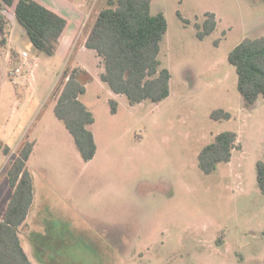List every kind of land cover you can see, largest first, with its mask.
Returning <instances> with one entry per match:
<instances>
[{
  "label": "rangeland",
  "instance_id": "obj_1",
  "mask_svg": "<svg viewBox=\"0 0 264 264\" xmlns=\"http://www.w3.org/2000/svg\"><path fill=\"white\" fill-rule=\"evenodd\" d=\"M43 1L68 14L85 12L83 32L108 4ZM4 11L14 20L13 8ZM152 13H164L168 23L160 60L171 72L170 96L159 104L131 106L98 79L88 82L81 101L94 116L89 128L97 148L89 163L65 135L41 134L30 168L35 189L53 194L35 198L20 230L33 264H264V194L257 182V163L264 159V98L245 105L228 60L242 41L264 36V2L153 0ZM207 13L215 14L217 26L199 39L195 24L202 26ZM17 29L13 47L27 50L37 65L33 78H12L14 59L9 63L0 52V127L14 111L9 96L36 95L29 121L21 124L29 125L26 137L33 141L49 116L57 120L53 94L62 53H37L23 27ZM79 56L97 69L95 54ZM66 61L71 65L68 56ZM23 80L27 88L19 86ZM112 98L118 102L115 114ZM219 109L231 119H212ZM228 131L238 134L242 149L233 151L230 163L203 173L201 151ZM9 144L0 132V217L12 193L11 158L3 151ZM40 157L47 158L43 165L36 163Z\"/></svg>",
  "mask_w": 264,
  "mask_h": 264
},
{
  "label": "trees",
  "instance_id": "obj_2",
  "mask_svg": "<svg viewBox=\"0 0 264 264\" xmlns=\"http://www.w3.org/2000/svg\"><path fill=\"white\" fill-rule=\"evenodd\" d=\"M152 3L153 0H108L85 44L88 50L95 52L103 69L99 80L114 95L126 97L131 106L146 101L159 104L171 93V72L160 60L168 23L164 13H152ZM0 7L14 9L17 24L23 27L37 53L57 54L67 27L66 19L35 0H0ZM179 17L186 25L191 24ZM216 26L215 14L207 13L202 26L195 24L198 38L204 39ZM10 29V20L0 8V50L8 45ZM16 57L13 51V67L19 64ZM228 60L236 68L238 90L245 105L253 106L260 97L264 98V36L245 39L229 54ZM60 78L53 94L55 115L73 136L84 162L89 163L97 149L89 128L95 119L81 97L92 78L85 70L71 67L65 68ZM109 104L112 113H117L118 102L112 98ZM211 117L221 121L231 119L232 115L219 109L212 112ZM33 149L34 143L23 142L17 157L10 162L8 181L13 193L0 217V264H33L20 239V230L26 227L34 200L33 179L27 165ZM241 149L237 133H221L201 151L199 168L211 174L221 163H230L233 151ZM3 151L6 155L10 153L8 147ZM257 182L264 194V159L257 163Z\"/></svg>",
  "mask_w": 264,
  "mask_h": 264
},
{
  "label": "crops",
  "instance_id": "obj_3",
  "mask_svg": "<svg viewBox=\"0 0 264 264\" xmlns=\"http://www.w3.org/2000/svg\"><path fill=\"white\" fill-rule=\"evenodd\" d=\"M35 1L42 4L43 6L47 7L48 9L52 10L53 12L57 13L59 16H61L67 20V27H66L65 31L63 32V34L60 38L59 49H58L57 54H56V55H59L60 53H62V56H61V59H62L61 60V63H62L61 73L58 74L57 83L59 81V78H60L62 72L67 67H71L73 69L79 68V69L85 70L91 76L92 80H97V79L99 80V74L103 72V69L101 67H99V59L96 57L97 69L96 68L93 69V67H91L90 65L85 64L83 59L79 56V54L80 55L83 54V56L88 55L89 53L95 54L94 51L88 50L85 46L86 41H87V39L90 35V32L92 30V29H89L88 31L83 32V28L86 25L85 24L86 20L89 19L86 16V13L85 12L84 13L73 12L71 14H68L67 10L64 11L63 9H59L55 5L54 6H51L49 4L47 5V3H45V1H43V0H35ZM0 8L4 9L3 7H0ZM4 10L2 12L5 13ZM10 23H11V29H10L9 39H8V45L6 48L0 50V52L6 53L5 60L9 63L12 62V52L13 51L16 52L17 54L21 51H27L23 48H18L16 45H15V48L13 47L14 44H16L15 38H16L17 33H18V29H17L18 24L15 20V17H14V20H12V21L10 20ZM67 56L69 58L68 62L71 61V65H67V61H66ZM36 60H37V58H36ZM93 70L99 71L98 76L94 74ZM19 86H27L26 80H23V82ZM110 93L113 94L111 91H110ZM114 96H116V95H114ZM31 97H32V99H31ZM31 97L27 98V96L18 95L16 99H13L9 96L8 102L11 101L12 106H15L13 109L14 111L9 115L8 121L4 122L0 127V132L2 134H4L6 142L7 141L10 142V144L6 146L10 149V153H9V155H6V156H9L11 158V161L17 157L18 149L20 148V146L22 145L23 142L29 141V142L34 143L33 153H32V155H31V157L27 163L28 169H29L31 176H32V179H33L34 200H33V205L31 207V210H30V213H29V216L27 219H29L31 217V211H32L33 206L35 205L34 204L35 198L43 197V196L47 197V196H50V194H53V191H52V193H50L49 190H42V192H41L40 189H38V190L35 189V177H34V174L32 172V169L30 168V163L32 161H34V159L38 155V149L40 148V143L42 141V137L44 136L41 134L43 132H47L49 130L54 131L56 133L60 132L63 136L65 135L67 140H68V138L71 139L72 143L74 142V145H76L73 136L70 134V132L66 128L65 124L63 122H61L56 116H55L56 117L55 119H57V120H54V118H52V116L51 117L49 116V118L46 120L48 124L44 125V128L38 132V135L34 138L33 141H30L29 139H27L26 136H28L27 130H28L29 125H27V126L22 125L21 126V124L22 123L26 124L27 121H29L30 108L33 105L32 102L34 101V99L37 96L32 95ZM1 100H2V97L0 98V101ZM10 105H8V106H10ZM55 106H56V100H55L54 109H55ZM34 120H35V118H32L31 123L36 122V120L35 121ZM61 123L64 125L65 128H62L63 126ZM11 155L13 156V159H12ZM45 158L46 157L38 158V161H36V163H39V164L44 163V161L47 159V158L46 159ZM40 165H43V164H40ZM43 180H44V183L48 186V179H46L44 177ZM48 187H50V186H48ZM11 191H12V189H11ZM12 193H13V191H12ZM12 193L10 194L8 199L6 200V209H7V206L9 204V201L11 199ZM41 194H43V196ZM5 211H4V213H5ZM26 225H27V222H26Z\"/></svg>",
  "mask_w": 264,
  "mask_h": 264
},
{
  "label": "built area",
  "instance_id": "obj_4",
  "mask_svg": "<svg viewBox=\"0 0 264 264\" xmlns=\"http://www.w3.org/2000/svg\"><path fill=\"white\" fill-rule=\"evenodd\" d=\"M33 59L31 58V54L28 51L19 52L18 53L19 64L18 66L13 67L9 71L10 77L16 78V77L21 76L25 78L26 76H28L29 79L33 78L34 69L37 65L35 64V62H37L36 58L33 57ZM24 87L27 88V86H24Z\"/></svg>",
  "mask_w": 264,
  "mask_h": 264
}]
</instances>
